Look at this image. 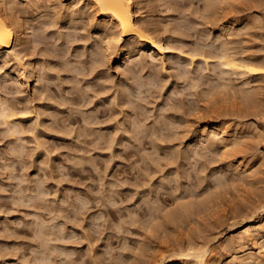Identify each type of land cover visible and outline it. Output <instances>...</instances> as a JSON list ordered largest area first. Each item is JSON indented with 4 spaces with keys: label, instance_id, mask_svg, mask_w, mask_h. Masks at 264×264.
I'll use <instances>...</instances> for the list:
<instances>
[{
    "label": "rangeland",
    "instance_id": "374dc122",
    "mask_svg": "<svg viewBox=\"0 0 264 264\" xmlns=\"http://www.w3.org/2000/svg\"><path fill=\"white\" fill-rule=\"evenodd\" d=\"M218 2L210 18L202 17L205 0L142 4L146 19L181 26L187 43H171L173 62L157 69L161 84L139 90L130 62L119 71L116 55L108 58L101 14L92 7L84 24L69 26L70 0L48 2L54 16L36 19L28 55L54 75L42 82L46 93L36 94L35 77H18L15 59L0 61V97L16 113L10 124L0 116V264H144L184 239L217 254L244 229L264 196V74L227 72L217 55L226 41L235 57L264 62V0ZM195 48L212 51L210 63L202 55L193 62ZM143 56L151 67L149 52L132 60ZM210 119L229 131L227 146L200 144L186 158L189 130ZM191 201L197 207L187 218L166 217ZM245 257L264 264V247Z\"/></svg>",
    "mask_w": 264,
    "mask_h": 264
},
{
    "label": "bare ground",
    "instance_id": "6f19581e",
    "mask_svg": "<svg viewBox=\"0 0 264 264\" xmlns=\"http://www.w3.org/2000/svg\"><path fill=\"white\" fill-rule=\"evenodd\" d=\"M50 1L51 0H26V1L25 0H0V61H3V57L6 55L7 57H11V59L12 58L15 59L16 65H17L16 71L18 72V77L21 78L22 76L27 75L28 79L30 80L31 78L35 77L37 81V84L35 85V92L39 96L46 93V92L44 93V90H45L43 88L44 83L42 84V82H44V80L46 79V76L49 75L48 73L49 71H47L48 68L45 69V68L39 67L38 63L34 61V59L28 56L30 55L29 50L32 48L31 47V41H32L31 37L34 36L32 35L33 33L31 32V29L36 27V25L34 26V23L37 22L36 19L44 22L46 19L47 20L48 18L51 19L54 16V14L48 10L51 7L48 4V2ZM145 1H152V0H70L69 5L66 6L71 11L68 17L69 19L67 20V23L69 26H72V25L75 26L77 24L78 25L84 24L83 16L92 7H93L92 12H97V14L98 13L101 14L103 18L99 26V29L105 35L104 40H105L106 52H108V58H112V56L116 55V58L120 63L119 71L120 69L124 70L123 69L124 64L130 62V64L127 65L128 75L130 74L133 77V79L135 78L134 83H136L137 89L138 88L142 89L143 87L150 89L152 86H157L161 81L159 75L157 74L158 66L166 65V61L168 59L173 62L174 57H175L174 52L171 51V43L173 42L181 43V44L187 43L186 38H185L187 35H185V32H183V30L181 29V26L177 25L178 27H174L171 30L168 27L164 26V23L161 19H155V18H152V19L149 18V20L146 19L142 13V10L144 8L142 4H144ZM159 1H162V0H157V2ZM218 1L219 0H205V10H204V13L202 14V17H206V18L213 17L216 14L217 9L221 7V4ZM221 1H225V0H221ZM79 3H81L82 6L75 8L74 6ZM167 3H169V1L162 2L161 6H165V4ZM180 14L183 16L182 18L185 17V15L183 14V11H181ZM224 30H225L224 28L221 29L222 31L221 34L224 33L223 32ZM169 31H171L173 36L167 34ZM220 45H221V52L217 56L218 58L221 59V62L227 68V72H231L232 74L233 73L245 74V75L247 74V76L248 75L254 76L259 73L264 74V62L257 63L248 58L235 57L231 51L233 47L232 46L230 47L229 43L226 41H220ZM201 49L195 48L193 50L195 53H193L192 58L191 57L190 58L194 62L193 57H195L196 55H199L200 57V55H202L203 57V59L201 57L202 61H204L205 63L206 62L208 63L209 62L208 59L213 57V53L211 55L212 51L203 52L201 51ZM97 52L95 51L93 52L95 56L97 55ZM143 52H149V56L151 58V63H152V66H151L152 68L149 66L150 62H148V60L146 59L147 56H143L136 60H132L134 55L140 54ZM175 63L176 62H174V64ZM99 64L100 63L98 61L97 65L99 66ZM50 66L52 67L53 65H50ZM70 66L72 65L70 64ZM147 66H149V68L152 69L148 75L144 76L138 73L141 70V67L143 70ZM93 68L95 69L96 66H94ZM56 70L58 71V69ZM52 71H55V70H52ZM53 76L49 75L48 77H53ZM193 76L195 75L193 74ZM196 79H197L196 77L191 78V80L193 81ZM219 79H220V85L222 89L226 90L228 86L230 85L229 78H226L225 76H223V77H220ZM65 80H67V76ZM185 80L187 81L188 78H185ZM193 84L196 85L197 83L193 82ZM124 91L122 92L123 93L122 95H124L123 99L125 98V96L129 95V94L127 95L126 93L127 91L125 92ZM245 98L246 100H248L249 96L245 94ZM4 100H5L4 98L0 97V116L8 118V117L15 115L16 113H14V110L11 107V105H8V103L6 102L7 100L5 101ZM26 104L27 103H25V106ZM43 111L44 110H42V112ZM189 111H190V108H189ZM22 112H24V115L25 113L30 112V107L26 106ZM40 114L38 115V117H40ZM137 114L140 117L142 113L138 112ZM24 115L22 114V116ZM42 116L43 115H41V117ZM5 118L1 117V119L3 120L7 119ZM8 119L6 122L8 124L12 123L11 121H8ZM170 119L168 122L170 123L169 126L171 125L176 126L175 124H178L179 122V119H178V122L176 120H173L174 118L173 119L170 118ZM37 122L40 123V121H37ZM37 125L39 124L37 123ZM19 126H21V123L18 124V127ZM220 126L216 125L210 119V120L203 121V123L200 124L199 127H197V129L189 130L190 134L188 135V138H189L190 150L185 153V157L189 158L192 154L191 151L195 152V147L200 144L212 146L213 144L218 143V144H224V147H226L227 143L225 142V140H227L228 137L230 136L229 131ZM28 128H31V127H28ZM17 129L19 131V129L21 128H17ZM24 129L25 128L21 130L23 131L26 130L27 132L28 129H25V130ZM135 129L133 130L134 132H136ZM12 130L14 129L12 128ZM15 131L17 132L16 128H15ZM143 131H145V129ZM143 131H142L143 135H146L144 134L145 132ZM184 137L185 136H183V138ZM240 165H243V162H241ZM208 203L209 201L206 200L202 202V205L203 206L206 204L208 205ZM196 207H197V204L195 202H192V201L183 202V203H180L177 208L168 212L166 217L169 218L170 220L171 219L172 220L184 219V218H187L190 213L194 212ZM252 213H253V216L248 221V223L244 225V229L238 228L237 230H235L233 235L229 237L228 241L225 244L223 243L221 248H219L217 254L213 253V250L210 249L209 247L199 246L195 241L193 240L191 241V239H186V240L184 239L185 242L183 241V243H180V245L176 247L171 246V248H169L167 252L165 251L159 256L153 255L144 264H229L228 263V252L226 250L225 251L222 250L223 248L224 249L227 248L229 249L230 252L232 251L234 254H236V260H238L239 262L238 264H244L245 262L248 263V261H246L247 257H245V254L247 253L251 254L253 247L256 245H262V247H264V196L262 197V200L260 201V203L256 207H254V209L252 210ZM156 214L157 213H155L154 215L157 216ZM38 227H39L38 228L39 230L40 228H42V226L40 227L39 225ZM41 231L42 230H40V232L38 233L39 234L42 233ZM43 234L45 235L44 238H46V242H47L48 240H47L45 232L40 235L43 236ZM40 235H39V238L41 237ZM44 238L41 237L40 239H44ZM46 242L43 243V241L41 240L40 243H42L41 245L47 246ZM43 249H46V248H43ZM252 258H253V255L249 257V259H252ZM240 262H243V263H240Z\"/></svg>",
    "mask_w": 264,
    "mask_h": 264
}]
</instances>
